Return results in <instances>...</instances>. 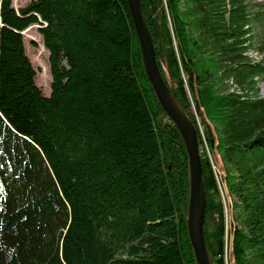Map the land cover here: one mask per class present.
I'll use <instances>...</instances> for the list:
<instances>
[{
	"label": "trees",
	"instance_id": "1",
	"mask_svg": "<svg viewBox=\"0 0 264 264\" xmlns=\"http://www.w3.org/2000/svg\"><path fill=\"white\" fill-rule=\"evenodd\" d=\"M141 7L161 76L197 129L208 253L264 264V1ZM32 25L48 96L21 34ZM187 170L126 0H0V264H196Z\"/></svg>",
	"mask_w": 264,
	"mask_h": 264
},
{
	"label": "water",
	"instance_id": "2",
	"mask_svg": "<svg viewBox=\"0 0 264 264\" xmlns=\"http://www.w3.org/2000/svg\"><path fill=\"white\" fill-rule=\"evenodd\" d=\"M126 4L138 40L144 74L160 108L179 132L186 150L188 169L186 230L195 262L214 264L208 253L203 233L206 195L197 129L161 76L153 41L142 12L141 0H126Z\"/></svg>",
	"mask_w": 264,
	"mask_h": 264
},
{
	"label": "rangeland",
	"instance_id": "3",
	"mask_svg": "<svg viewBox=\"0 0 264 264\" xmlns=\"http://www.w3.org/2000/svg\"><path fill=\"white\" fill-rule=\"evenodd\" d=\"M11 1H12V6L14 10H18L20 8L25 7L27 4H29L33 0H11ZM40 27L41 26L39 25H32L28 29H26L22 33V35H23V42L25 45L26 54L29 60L31 61L34 67V70L36 71L37 85L41 88L43 93L46 96H48L49 84H50V75H49L48 61H47L48 53L44 49L42 38L38 32ZM249 56L253 60L259 59V57L256 55L255 52H250ZM257 87L259 90L258 96L261 98H264V80H258ZM194 118L200 129L202 147L208 153V150L206 147L205 136H204L202 127L200 125L199 118L196 113H194ZM210 161L212 162L213 169L215 170V173H217L218 180H219L220 177L224 175L221 162L220 160H217L216 158L215 159L212 158V160L210 158Z\"/></svg>",
	"mask_w": 264,
	"mask_h": 264
},
{
	"label": "built area",
	"instance_id": "4",
	"mask_svg": "<svg viewBox=\"0 0 264 264\" xmlns=\"http://www.w3.org/2000/svg\"><path fill=\"white\" fill-rule=\"evenodd\" d=\"M226 225L228 226L227 210H226ZM225 248H226L225 259H226V261H228V260L231 261L232 258H231V256H228L227 247H225Z\"/></svg>",
	"mask_w": 264,
	"mask_h": 264
}]
</instances>
